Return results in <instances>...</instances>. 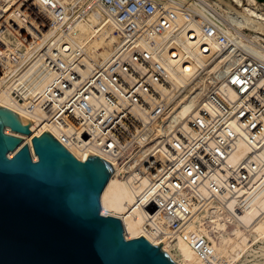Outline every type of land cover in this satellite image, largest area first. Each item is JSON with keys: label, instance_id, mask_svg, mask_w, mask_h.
<instances>
[{"label": "built area", "instance_id": "built-area-1", "mask_svg": "<svg viewBox=\"0 0 264 264\" xmlns=\"http://www.w3.org/2000/svg\"><path fill=\"white\" fill-rule=\"evenodd\" d=\"M65 1L71 0H0V89L77 160L96 155L109 161L132 194L127 206L132 218L140 216V228L151 243L162 249L167 244L170 251L179 235L206 217L210 203L219 201L224 188L215 177L223 172L224 160H203L200 151L194 154L198 145L203 146L207 104L200 111L204 116L188 118L186 127L174 123L168 128V117L163 118L170 114L163 100L169 85L166 57L157 50L155 38L173 27L181 14L191 24L197 22L203 38L222 43L223 51L228 39L219 24L173 0H97L84 14L78 1ZM14 5L16 17L9 13ZM93 11L101 17L96 31L114 27L111 47L87 48L74 42L78 25ZM101 51L106 55L99 56ZM34 64L50 80L29 97L15 81ZM248 69L226 75L223 71L216 82L247 95ZM237 74L245 90L231 81ZM254 80L257 87L259 81ZM219 87L207 98L217 108L225 96ZM193 130L202 136L196 139ZM105 211L100 202L98 215ZM122 228L123 240H130L132 231ZM184 240L199 257L209 255L204 234H188Z\"/></svg>", "mask_w": 264, "mask_h": 264}, {"label": "bare ground", "instance_id": "bare-ground-1", "mask_svg": "<svg viewBox=\"0 0 264 264\" xmlns=\"http://www.w3.org/2000/svg\"><path fill=\"white\" fill-rule=\"evenodd\" d=\"M177 1L185 2L186 0ZM203 1L209 6L192 3L190 7L194 10H198L199 15L202 17H205L204 15L207 14L210 15V18L219 20V26L225 31L226 35H228L227 37L232 40L233 44L227 47L226 50H221L220 47L222 43L219 41H209V39L203 38L200 28L196 24L197 22L194 21L193 24H191V22L185 20L181 14L178 15L173 27L168 29L170 30L169 32L167 30L163 36L155 38L157 40V50L160 51L163 57H166L169 85L167 86L168 95L167 87L163 91L164 99L166 102H169L168 98L171 100L175 94L181 93L178 101H175L173 111L167 118L168 128L174 125V123H180V125L184 127L187 126V119L190 115L195 114L196 103L201 93L205 91L207 86L209 87V85H211L213 87L216 85L214 82L217 81V78L223 70H221L222 62L225 64L229 61L234 63L237 57H239L238 52L239 54H243V51L250 52L256 57L264 60V38H262V42H260V35L257 34V32L260 34L264 33V11H259L253 7L256 5L255 0H246L247 3H244L243 0H214V4L209 0ZM15 7L16 5L12 6L9 10V13L11 12L10 15L13 17H16ZM215 7L222 9V12L219 13H221L223 17L220 18L218 16L219 14L216 13ZM100 18V14L97 11L88 14L87 20L81 21L78 25V32L74 35V42L76 41L79 45L85 44L87 48H99L100 46H105L107 48L111 47L112 43L116 40V34L113 32L114 27L107 25L101 30L96 31L100 23ZM226 23L233 25L237 30L248 28L251 31L252 38L246 39V37L241 34L236 36L233 31L230 32L227 29ZM104 31H106V33ZM106 34L109 37L107 41L104 36ZM170 41H173V45L171 49L168 48V51L167 46L170 44ZM6 44L10 46L9 43L6 42ZM106 53V51H101L99 52V56L103 57ZM230 79L234 81V83L241 84V91L245 90V84L241 82L239 74L232 75ZM49 80L50 75L46 74L39 65L34 64L29 68L27 74L21 76L20 79L15 82L22 84L27 91V95L29 94L30 97V95L41 91ZM220 86V90L222 89L221 92H223L226 97H229L228 102H230V99L232 101L237 98V94L233 88L223 84H220ZM220 90L218 94L224 96ZM0 106H4L28 119V116L21 109L20 104L14 103L4 88L0 89ZM251 109H253V107L249 108V110ZM237 123L235 124L236 127L238 125ZM244 123H242V125H245ZM238 126L240 127V124ZM229 128L232 129V126L227 127V129ZM227 129L226 131H228ZM229 133H227V136L230 135ZM233 138L235 139L234 136ZM242 138L240 139L239 136L237 139L236 136L237 140H234L236 142H231L234 144L231 151L229 150L230 152L227 156L224 155L226 157L222 168L226 173L233 172V170L237 168L241 169L240 164L249 153L251 145L249 144V146L248 143H245V139ZM252 142L254 141L252 140ZM231 145L229 147H231ZM262 149H264V147ZM262 149H260L261 152H259L260 150L258 149V154H254L257 156L256 158L252 155V163L263 162L264 164L263 158L260 159L261 161L254 160L258 159L260 155L264 157V150ZM78 156H80V158L85 157H81V155ZM248 161H245V163H248ZM248 165L246 166L249 168L250 166ZM257 167L258 166H254L255 170L250 167L248 172L246 171L247 175L245 177V182L235 177L236 182L234 187L237 186L239 190H237L238 193L235 198L231 200L229 198L225 206L220 205V198L217 203H211L208 207L206 217L200 219L197 225L189 226L183 236H178L175 245L177 246L180 260L175 258L169 251V245L165 244L163 250H165L178 264H235L240 257H242L246 247L252 239L255 240L258 237L264 240V168L259 166L258 169ZM132 200V194L128 190L126 184L118 178L117 173L113 171V174L110 176L100 196V202L106 207V211L102 213V216L120 219L123 227L132 231V238H130V240L142 236L152 242V239H150L147 234L143 233L140 228L142 221L141 217L139 216L137 219H134L132 218V213L128 212L129 209L127 206ZM231 210L235 212L236 217L230 215ZM253 232H255V234L250 238L249 236ZM188 234H204L208 238L209 244L207 248L210 253L207 257H199L190 249L189 245L184 240Z\"/></svg>", "mask_w": 264, "mask_h": 264}, {"label": "water", "instance_id": "water-1", "mask_svg": "<svg viewBox=\"0 0 264 264\" xmlns=\"http://www.w3.org/2000/svg\"><path fill=\"white\" fill-rule=\"evenodd\" d=\"M113 171L0 106V264H178L142 236L124 241L120 219L98 215Z\"/></svg>", "mask_w": 264, "mask_h": 264}, {"label": "rangeland", "instance_id": "rangeland-1", "mask_svg": "<svg viewBox=\"0 0 264 264\" xmlns=\"http://www.w3.org/2000/svg\"><path fill=\"white\" fill-rule=\"evenodd\" d=\"M77 1L79 2L78 5L80 8V13L84 14L87 11H88L87 13H89V8H93L94 7L93 2L96 3L97 0H71L70 2H66V1L65 2L67 4H70L73 2H77ZM173 1H177V0H173ZM209 1L212 4H214V2H213L214 0H209ZM177 2L181 3L183 5H186L188 7H190V4H192V3H196L197 5L202 4V6H209L203 0H186L185 1L186 4H185V2H180V1H177ZM243 2L247 3L246 0H243ZM255 2H256V5H254L253 7L259 11H261V10L264 11V3L258 2L257 0H255ZM165 3H164V5H168L167 2H165ZM212 4H210V5H212ZM214 9L216 10V13L219 14L218 16L220 18L223 17L221 15V13H219V12H222L221 8L215 7ZM7 11H8V8L5 12H7ZM195 11L199 14L198 10H195ZM204 16L209 21H212L216 24H219V20H216L215 18L214 19L210 18V15L205 14ZM82 21H85V20H82ZM225 22H228V21H225ZM225 25H226L227 29L230 32L233 31V33L236 36L238 34H241V35H244L246 37V39L252 38L251 31L248 28H243V29L237 30L231 24L226 23ZM257 34L260 35L259 41L262 42V38H264V33L260 34L259 32H257ZM225 36L227 39L229 38V37H227L228 35H226V33H225ZM227 42H229L228 47H230V45L233 44V42L230 38ZM242 53L243 54H241V53L239 54V52H238V56L240 58L237 57V60L234 63H231L229 61L228 63L225 64L224 62H222L221 70L222 69L223 70L221 72L225 71V73L228 74L232 70H235L237 68L243 69V67H245V66L247 68H249L247 70L246 75L244 74V76L246 78L249 77L248 79H250V85H249V86H251L250 92L247 95L240 96L239 94H237L236 90L233 88V90L237 94V98L235 100H232V101L230 99V102H228L229 97L225 96V98L223 100L224 103L221 104L223 106L217 108L216 106H213L210 102H208V99H207L208 95L211 92H214V89H217V87H219V85L221 84V82H219V83L214 82V83H216V85H214L213 87L211 85H209V87L207 86L205 91H203L201 93V95L199 96L197 103H196V110H195L196 115L192 114L189 116V118H191V119L197 117L198 115L204 116V115H202V113H200V111L205 110V109H203L204 104H207V106H209V109L211 111V113L210 112L208 113V111H206L208 115L204 116V117H206V119L204 120V123L202 124L203 125V129H202L203 136L199 135V133H200L199 130H193V135H194V137H196V139H199L202 136L200 138V141L202 142L203 146L198 145L197 148L194 150V154L197 155L198 151H200L198 156L200 158L202 157L203 160H225V157L229 154L232 147L234 146V144L231 142H233L234 140H237L239 138V136H240V139L242 137H243L242 139H245L244 140L245 143H248V145L249 144L251 145V147L249 148V153L247 154V157H245L243 159L242 163L240 164L241 169H243V170H241L240 168H237L236 170L234 169L233 172L226 173L221 166V169H223V172L220 171L219 177H215L218 180L219 184H221L222 188H224V190H222L221 193L219 194V197L221 200V204H220L221 206H223V205L225 206L226 201L229 200V198H230V200L235 198L238 191H239L237 186L234 187V184L236 182L235 177H237L239 180H242V182H245L246 181L245 177H246L247 172L250 169V167L253 170H255L254 166H258L257 167L258 169H259V166L264 168L263 162L262 163L261 162H259V163L254 162L255 164L252 163L253 162L252 161L253 160L252 155H254L256 153L258 154V151L264 147V130H263L264 129V126H263L264 125V119H263L264 118V60H262L259 57H256L255 55L251 54L250 52L248 53L247 51H243ZM246 54H249V55H246ZM252 69H254L255 73H253ZM254 77L257 79L256 84L259 81V85L257 87H255L254 86L255 84H253V82L255 81ZM222 81H224V80H222ZM167 95H168V87H167ZM179 95H181V93L175 94L173 99H171V100L168 98L169 108L167 109V112H168V110L170 113L173 111V109L175 107V101L176 100L178 101V98L180 97ZM163 100H165L164 96H163ZM235 101L236 102L240 101V102L236 103ZM251 107H253V109L249 110V108H251ZM246 109H248V110H246ZM169 115H170L169 113H166V114H164L163 118H167V117H169ZM162 116H163V114L160 117H162ZM255 118H256V120H255ZM233 119H234V121H233ZM262 119H263V121H262ZM231 120H232V122H231ZM237 121H238V123H237ZM261 122L263 123V125ZM236 123L238 125L240 124V127H241L242 123H244L246 126L242 125V127L240 128L237 125V127H236V125H235ZM261 125L263 128L261 127ZM229 126H232V129H230V128L227 129V127H229ZM243 127H244V129L246 128L245 131H244ZM226 129L228 131H226ZM241 131L243 132V134ZM244 132H245V134H244ZM227 133H229L230 135L227 136ZM235 135L237 136V139H236ZM244 135H246V136H244ZM233 136L235 137V139L233 138ZM246 138L249 141H247ZM252 140L254 142H252ZM234 142H236V141H234ZM231 144H233V145H231ZM230 145H231V147H229ZM251 148H252V150H251ZM221 150L224 152H222ZM255 150H256V152H255ZM262 150H264V149H262ZM259 152H261V150ZM224 155H226V156H224ZM256 157L257 156L254 155V158H256ZM259 157H258V159H254V160L259 161L262 158H263L262 160H264V157H262L261 155ZM246 158H247V160H246ZM245 161L246 162L248 161L249 165H248V163H245ZM244 163H245V165H244ZM246 165H248L250 167L248 168ZM261 170H263V169H261ZM238 172H240V173H238ZM211 203H216V202H211ZM230 215L236 217L235 212L233 210L230 211ZM254 234H255V232H253L249 237L252 238ZM170 251L174 255L175 258L180 260V256H179V252L177 250V246L172 247V249ZM235 264H264V240L259 239L258 237L255 240L252 239L250 241L249 245L246 247V250L244 251L242 257H240V259Z\"/></svg>", "mask_w": 264, "mask_h": 264}]
</instances>
